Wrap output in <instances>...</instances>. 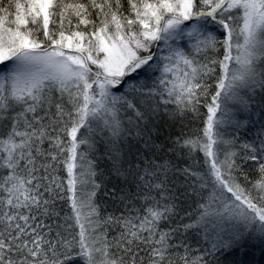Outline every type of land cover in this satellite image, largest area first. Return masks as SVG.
Returning <instances> with one entry per match:
<instances>
[{"label": "snow or ice", "instance_id": "snow-or-ice-1", "mask_svg": "<svg viewBox=\"0 0 264 264\" xmlns=\"http://www.w3.org/2000/svg\"><path fill=\"white\" fill-rule=\"evenodd\" d=\"M0 264H264V0H0Z\"/></svg>", "mask_w": 264, "mask_h": 264}, {"label": "trees", "instance_id": "trees-1", "mask_svg": "<svg viewBox=\"0 0 264 264\" xmlns=\"http://www.w3.org/2000/svg\"><path fill=\"white\" fill-rule=\"evenodd\" d=\"M257 256L259 257V254L257 253Z\"/></svg>", "mask_w": 264, "mask_h": 264}]
</instances>
